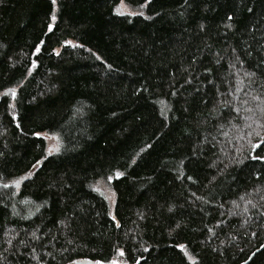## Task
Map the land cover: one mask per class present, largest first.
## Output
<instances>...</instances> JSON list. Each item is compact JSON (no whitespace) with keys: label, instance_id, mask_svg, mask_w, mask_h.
I'll return each mask as SVG.
<instances>
[{"label":"trees","instance_id":"1","mask_svg":"<svg viewBox=\"0 0 264 264\" xmlns=\"http://www.w3.org/2000/svg\"><path fill=\"white\" fill-rule=\"evenodd\" d=\"M254 157L264 0H0V264H264Z\"/></svg>","mask_w":264,"mask_h":264},{"label":"rangeland","instance_id":"2","mask_svg":"<svg viewBox=\"0 0 264 264\" xmlns=\"http://www.w3.org/2000/svg\"><path fill=\"white\" fill-rule=\"evenodd\" d=\"M116 8L118 9V11L122 12V13H129V12H133L131 11L130 8H128L123 1H120ZM70 43H74L73 41H69ZM42 137L46 140V143H47V151L48 152H52L53 150H56L57 148V138L54 136V135H50V134H47V133H42L41 134ZM102 190L105 191V193L107 194V196L112 199L113 197V194L111 193L110 189L107 188L105 185L101 184L99 186Z\"/></svg>","mask_w":264,"mask_h":264},{"label":"snow or ice","instance_id":"3","mask_svg":"<svg viewBox=\"0 0 264 264\" xmlns=\"http://www.w3.org/2000/svg\"><path fill=\"white\" fill-rule=\"evenodd\" d=\"M52 3L55 5L56 0H52ZM118 14H121L122 15L123 13H118ZM52 19L54 20L55 19V16H53ZM229 19H231V17H229ZM51 30H52V25H49V31H51ZM37 50H39V48H37ZM13 95H15L14 91H13ZM36 135H39V133H37ZM254 147H259V146L258 145H254ZM254 158L264 160V157H254ZM37 163H39V161ZM17 183H19V182H17ZM5 187H7V185H5ZM182 247L183 246H181V248ZM121 255H123V253H121ZM97 264H99V262H97ZM113 264H116V262L113 261Z\"/></svg>","mask_w":264,"mask_h":264},{"label":"water","instance_id":"4","mask_svg":"<svg viewBox=\"0 0 264 264\" xmlns=\"http://www.w3.org/2000/svg\"><path fill=\"white\" fill-rule=\"evenodd\" d=\"M71 264H97V262L92 261V260H88V259H81V260H77ZM101 264V263H99ZM109 264H113V263H109Z\"/></svg>","mask_w":264,"mask_h":264},{"label":"bare ground","instance_id":"5","mask_svg":"<svg viewBox=\"0 0 264 264\" xmlns=\"http://www.w3.org/2000/svg\"><path fill=\"white\" fill-rule=\"evenodd\" d=\"M73 263V262H72ZM69 264H71V263H69Z\"/></svg>","mask_w":264,"mask_h":264}]
</instances>
